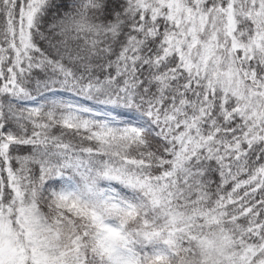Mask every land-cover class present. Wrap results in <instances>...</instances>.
<instances>
[{
	"label": "snow or ice",
	"instance_id": "1",
	"mask_svg": "<svg viewBox=\"0 0 264 264\" xmlns=\"http://www.w3.org/2000/svg\"><path fill=\"white\" fill-rule=\"evenodd\" d=\"M0 264H264V0H0Z\"/></svg>",
	"mask_w": 264,
	"mask_h": 264
}]
</instances>
